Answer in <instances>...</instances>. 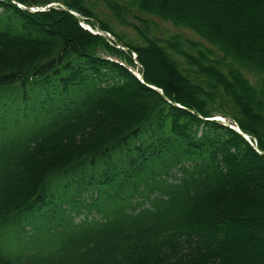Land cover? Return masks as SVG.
I'll return each instance as SVG.
<instances>
[{"label": "trees", "instance_id": "16d2710c", "mask_svg": "<svg viewBox=\"0 0 264 264\" xmlns=\"http://www.w3.org/2000/svg\"><path fill=\"white\" fill-rule=\"evenodd\" d=\"M91 1L0 0V264H264V153L206 119L264 152V0H104L215 48L183 53Z\"/></svg>", "mask_w": 264, "mask_h": 264}, {"label": "rangeland", "instance_id": "374dc122", "mask_svg": "<svg viewBox=\"0 0 264 264\" xmlns=\"http://www.w3.org/2000/svg\"><path fill=\"white\" fill-rule=\"evenodd\" d=\"M93 2H97V4L92 5ZM89 5L91 6L90 8H92L95 11H98L99 14H103V16L102 15H99V16L102 19H104L105 21H109L114 26L115 30H117L118 32H120L122 34H125V36L128 39L138 40L141 42V39H139L137 32L135 31V26H138L141 29L148 31L150 34L156 35L159 38L163 39L164 42H166V43L169 42L173 46H176L175 49L181 53H183V52H196L198 47L203 48V49H209V48L215 49L206 40L201 38L199 35L195 34L190 29L175 26L172 22L165 21L164 19H162L160 17L151 16V15H147V14H138L137 11H133L131 14H129V13L128 14L127 13L122 14L121 17L127 21L126 24H122L117 19L114 20L115 17L113 16V12L107 8L104 0H92L91 3H89ZM139 16L142 17L143 20H139V18H137ZM91 19L96 20L94 17ZM149 85H152V84H149ZM152 86H155V85H152ZM155 87L158 89L156 91L160 90L157 86H155ZM160 91H162V90H160ZM8 94H9L8 91L3 93V95L6 98H7ZM11 96H12V94H11ZM7 100H8V98H7ZM35 102H37V103L31 104V102H30L28 105V109L24 108L25 113H23V114H25V116H37L39 121L44 120L47 117L46 109L48 107H46V106H45L46 108L43 107L44 104L41 103V100L35 101ZM8 106L10 107L11 103H9V105H7V106H4V108L7 109V108H9ZM12 114H13V112H12ZM5 118L8 119V116L6 115ZM228 121H230V119H228ZM230 122H232V121H230ZM233 123L235 125H237L235 122H233ZM250 138H251V136H250ZM251 140H252V138H251ZM252 142L256 144V141L254 142L252 140ZM262 153H264V152H262ZM72 180H73L72 176H70L69 178L62 177V179H60V178L56 179L53 181L52 187L58 193H59V191L62 192V190L63 191L67 190L68 192H70L69 183H71ZM260 182H261V178H260ZM55 190H54V192L56 193ZM67 191H66V194H69ZM59 197H61V196H59ZM37 219H41V217L38 216ZM26 227L29 230H31L30 224H27Z\"/></svg>", "mask_w": 264, "mask_h": 264}, {"label": "water", "instance_id": "95a60500", "mask_svg": "<svg viewBox=\"0 0 264 264\" xmlns=\"http://www.w3.org/2000/svg\"><path fill=\"white\" fill-rule=\"evenodd\" d=\"M51 6H62L64 9L69 10L68 7H67L66 5H63V4L59 3V2H54V3L47 4L45 7L32 8V10H34V11H35V10H45V9L51 7ZM69 11H70V10H69ZM70 12H71L72 14H74V15H77V13H75L74 11H70ZM81 24H82L84 27H86L87 29H89V30H91L92 32H94V33L103 34V31H99L98 29H94L90 24H86L84 21H81ZM108 35L110 36V34H108ZM125 48L128 49V47H125ZM135 57H136V56H135ZM138 77H139V79H141V81H143V74H141V75L139 74ZM143 82H144V81H143ZM147 85H148L149 87L155 89V90H158L155 86H152V85H149V84H147ZM159 92H160L161 94H163L162 91L159 90ZM166 100H168L167 97H166ZM173 104L176 105V106H178V107H182V108H184V109H187V110L193 112V110H191V109H189V108H186V107H184V106H181L180 104H178V103H176V102H174ZM206 119L211 120L212 118H206ZM213 119H216V118H213ZM222 122H223L225 125H227V126L233 128L234 130H236L239 134H241L244 138H246V139H247V140L253 145V147H254L255 149H257L259 152H262V151H260V150L258 149V146H257L255 143L252 142L250 136H249L248 134L244 133V132H243L238 126H234V125H232L229 121H227V120H225V119H222Z\"/></svg>", "mask_w": 264, "mask_h": 264}]
</instances>
